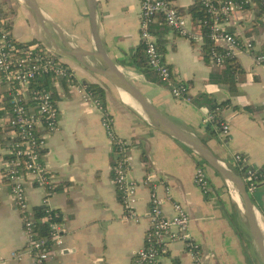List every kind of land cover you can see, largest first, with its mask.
<instances>
[{"label":"crops","instance_id":"0c3cea01","mask_svg":"<svg viewBox=\"0 0 264 264\" xmlns=\"http://www.w3.org/2000/svg\"><path fill=\"white\" fill-rule=\"evenodd\" d=\"M168 1L189 18L193 31H201L199 21L194 23L190 14L197 0ZM1 6L16 40L48 49L73 72L71 83L53 85L59 128L48 135L43 157L56 179V193L49 202L61 214L64 232L62 245L53 249L49 264H130L145 244L150 191L145 187L138 190L140 222L125 219L113 182L116 154L112 142L102 126L101 113L78 92V86L89 90L87 84L105 89L114 131L131 145L129 178L142 181L154 174L164 182L158 192L165 200L166 214L172 215L175 202L186 208L190 232L202 247L207 264H264V180L249 195L258 225L255 231L240 199L246 186L234 160L241 154L248 166L264 168V66L255 63L253 54L242 47L235 49L233 56L243 76H237V93L232 94L228 86L209 81L211 74L224 71L225 64L220 67L205 57L204 41L177 35L157 17L151 25L153 38L177 81L189 88V100L176 99L159 78L148 80L138 66L146 58L140 36V0H2ZM26 23V29L32 31L25 39L17 37L16 29ZM225 26L241 43H253L254 53H264V0L234 12ZM117 70L191 146L157 127L146 107L117 85ZM9 92L8 85L0 82V99ZM24 95L29 99L27 91ZM227 101V106L216 108V116L230 127L228 138L222 139L217 126L204 121L216 111L211 102ZM247 107L251 112L244 111ZM8 117L0 110V145L7 137L3 127ZM210 125L217 137H210ZM4 149L0 148V264H33L28 255L21 261L13 259L25 248L26 235L4 176ZM199 165L208 170L213 190L209 196L194 183ZM45 196L44 188L26 187L33 215ZM159 264H193V257L186 244L178 242Z\"/></svg>","mask_w":264,"mask_h":264},{"label":"built area","instance_id":"2783aa9c","mask_svg":"<svg viewBox=\"0 0 264 264\" xmlns=\"http://www.w3.org/2000/svg\"><path fill=\"white\" fill-rule=\"evenodd\" d=\"M199 1L204 7L206 17L198 21L200 27L208 30L207 34L214 44L213 61L223 67L226 59L234 58L235 49L242 47L245 52L253 54L257 65L264 66V53H254L253 43H241L236 35L226 30L225 26L234 12L253 7L256 0ZM140 2V36L145 48L147 64L159 78L162 86L174 98L189 100L187 84L177 81L176 72L164 61L153 38L151 25L157 17H162L174 33L197 43L204 41V34L193 31L189 26V18L170 1L140 0ZM1 4L2 0H0V82L8 85L11 92L0 99V110L6 111L9 115L3 127L7 137L0 148H5L4 176L9 182L14 202L21 214L22 229L26 235L25 248L14 254L13 259L21 261L28 255L33 264H49L53 249L62 245L63 225L61 214L49 202L56 193L57 185L52 172L44 164L43 157L48 135L59 128V109L51 90L37 89L33 85L47 76L53 79V85H59L61 82L71 83L73 72L60 57L48 49L16 40L2 13ZM24 91L30 94L29 99L24 95ZM78 92L86 102H90L91 106L101 113L102 126L112 142L116 154L112 169L113 182L125 212V219L134 223L140 222L141 217L136 210L139 203L138 190L140 187H145L150 191L145 244L134 253L130 264H159L168 255L170 246L178 242L186 244V250L192 254L193 264H207L202 247L190 232L191 220L186 208L181 203L175 202L173 213L168 216L164 210L165 200L158 192V188L163 186L164 182L154 174H147L142 181L129 178L133 168L130 143L116 135L113 118L98 98L84 86H78ZM218 110L210 114L204 122L216 121ZM221 127L220 136L222 139H227L230 127L224 122ZM234 160L240 170L247 167L243 180L247 193L252 195L264 180V168L248 166L246 157L241 154L235 155ZM194 183L206 196L213 192L208 170L203 165L197 166ZM28 185L46 190L42 205L44 216L40 219L35 218L33 212L29 211L26 197ZM230 193L234 200V192L230 191ZM38 223L49 225L47 236H40V232L37 231Z\"/></svg>","mask_w":264,"mask_h":264},{"label":"trees","instance_id":"16d2710c","mask_svg":"<svg viewBox=\"0 0 264 264\" xmlns=\"http://www.w3.org/2000/svg\"><path fill=\"white\" fill-rule=\"evenodd\" d=\"M257 1V0H256ZM190 14L192 17V21L194 23L197 20H204L206 17V12L204 10V7L202 3L197 0V3L194 7L190 9ZM202 34H204V42L202 45V50L205 54L206 58H212V49L214 48L213 42L210 40L208 36V30L205 27H201ZM28 44V43H27ZM144 47V46H143ZM225 64V69L221 74H211L209 81L212 83H217V84H222L228 86V89L230 93L236 94L237 93V76L239 79L243 76V70L241 65L234 59V58H228L224 62ZM139 68L141 71L144 73V75L148 78L150 81L158 80V77L151 71L149 68L146 58L144 60H141L140 64H138ZM34 88H47L53 92V79L50 76L41 78L37 81L36 84L33 85ZM87 87L89 91L96 97L98 98L101 103L103 104L104 107H106V91L103 87L96 85V84H87ZM229 102H224L221 104H217L216 102H211V109L214 111L216 110L217 107H224L227 106ZM250 107L244 108V111L251 112ZM235 110L241 111L240 108L235 107ZM220 119V115L216 116V121L212 122V125H216L218 128V131L222 130V120ZM210 137H217V132L214 131L211 127V125L208 128ZM247 170L246 168H243L240 170V174L242 177H244L245 172ZM44 216V211L42 207L36 208L35 209V218L40 219ZM37 231L40 232V236L45 237L48 235L49 232V225L47 223H38L37 225Z\"/></svg>","mask_w":264,"mask_h":264},{"label":"water","instance_id":"95a60500","mask_svg":"<svg viewBox=\"0 0 264 264\" xmlns=\"http://www.w3.org/2000/svg\"><path fill=\"white\" fill-rule=\"evenodd\" d=\"M116 83L117 85L123 89L124 91L131 94L134 98H136L144 107L147 109V113H149L152 117V119L157 124V127L162 130L163 132L167 133L177 141L190 145L187 141V139L179 132V130L174 127L173 125L169 124L156 110L153 108L147 100L144 98V96L136 89L134 86L130 83V81L125 77L123 72L121 70H117L116 74ZM241 198L246 206L247 211L249 212V218L252 224L253 229L256 231L258 225H256V220L254 219L252 215V202L249 194L247 193L246 189L243 194H241ZM262 227H263V220H262ZM62 233H64L62 231Z\"/></svg>","mask_w":264,"mask_h":264},{"label":"rangeland","instance_id":"374dc122","mask_svg":"<svg viewBox=\"0 0 264 264\" xmlns=\"http://www.w3.org/2000/svg\"><path fill=\"white\" fill-rule=\"evenodd\" d=\"M27 26H28V24L26 23L25 26L18 27L16 29V35H17V37L23 38V39L27 38V36L29 35V33L32 31L31 29H26ZM69 61L73 64V66L80 68L77 63L73 62L72 60H69Z\"/></svg>","mask_w":264,"mask_h":264},{"label":"bare ground","instance_id":"6f19581e","mask_svg":"<svg viewBox=\"0 0 264 264\" xmlns=\"http://www.w3.org/2000/svg\"><path fill=\"white\" fill-rule=\"evenodd\" d=\"M41 20H42V19H41ZM124 95H127V94L123 93V96H124ZM127 96H128V95H127ZM129 97H130V96H129ZM124 99H125V98H124ZM130 99H131V98H130ZM125 100H126V99H125ZM126 101H127V102H133L132 99H131L130 101H128V100H126Z\"/></svg>","mask_w":264,"mask_h":264}]
</instances>
